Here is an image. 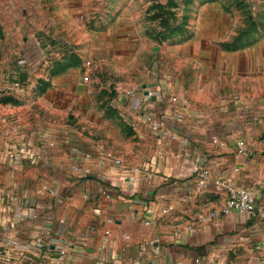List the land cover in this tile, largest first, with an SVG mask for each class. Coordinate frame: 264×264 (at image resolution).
I'll use <instances>...</instances> for the list:
<instances>
[{"label": "rangeland", "instance_id": "obj_1", "mask_svg": "<svg viewBox=\"0 0 264 264\" xmlns=\"http://www.w3.org/2000/svg\"><path fill=\"white\" fill-rule=\"evenodd\" d=\"M149 83L216 133L264 119V0H0V101L26 110L49 99L52 128L72 130L71 147L147 161L157 138L126 107ZM2 139L0 152L11 144ZM13 241L0 235V264H101L75 250L60 263Z\"/></svg>", "mask_w": 264, "mask_h": 264}, {"label": "crops", "instance_id": "obj_2", "mask_svg": "<svg viewBox=\"0 0 264 264\" xmlns=\"http://www.w3.org/2000/svg\"><path fill=\"white\" fill-rule=\"evenodd\" d=\"M159 89L153 83L143 86L151 95L145 110L156 113L178 138L156 136L161 156H156V151L139 164L154 162L155 176L152 180L141 178L134 186L123 180V172L111 162L98 166V161L110 153L101 155L98 148H83L81 144L71 147L68 137L73 131L52 128V115L57 113L45 110L52 105L49 99L42 97L32 107L27 104L26 110L24 104L17 107L12 100H1L0 138L16 144V131L29 133L30 129L35 134L47 133L55 146L47 150L37 166L19 161L15 178L8 171L10 167L0 162V168L5 169L0 182L15 190L0 200V235L20 243V251L30 243L34 249L39 242H55L70 250L87 252L100 262L264 264V224L256 221L247 227L244 217L232 213L188 230L200 216L220 212L225 204V196L215 194L211 188L202 192L195 189L196 166L203 156L209 158L212 178L232 174L238 186L252 190L264 204V126L250 135L241 127L245 118H238L233 126L216 133L215 125L203 123L188 109H178ZM127 103L126 111L141 119L143 108L138 99ZM180 111L184 117L177 121L175 116ZM11 120L17 124L14 133L6 130ZM213 136H218L222 144L213 142ZM240 138L250 145L247 158L238 155L236 142ZM77 163L87 175L83 179L72 178L71 168ZM109 219L115 224H108ZM145 219L152 224L146 225ZM111 227L120 240L119 247L102 253L101 236Z\"/></svg>", "mask_w": 264, "mask_h": 264}, {"label": "built area", "instance_id": "obj_3", "mask_svg": "<svg viewBox=\"0 0 264 264\" xmlns=\"http://www.w3.org/2000/svg\"><path fill=\"white\" fill-rule=\"evenodd\" d=\"M10 88L14 90L21 89V82L19 81H10ZM9 86V84L7 85ZM130 99H138L139 104H141L143 111H141L142 120L149 128L150 132L159 138L169 137L172 140H177L178 136L175 133L168 131L166 124L159 118L156 113L152 111L145 110V107L151 103V95L146 92V90H134L128 93ZM183 113H176V120L181 121L183 119ZM129 119V118H127ZM246 121L243 122L241 127L244 132L252 135L257 132V130L264 126L263 119H257L255 117L245 118ZM15 130L13 131V133ZM15 139L19 140L16 144H10V146L0 153V162L11 167V177H17V166L19 161L25 162L30 166H37L40 164L41 157L47 152L48 149H52L55 146V143L47 133H33L27 131H20L19 129L14 134ZM264 139V136L261 137ZM211 140L215 143L220 144L222 140L218 136H213ZM222 144V143H221ZM236 147L238 150V155L247 158L250 155V145L248 141L244 138H240L236 142ZM162 150L158 149L156 156H161ZM109 162L112 163V166L120 169L123 172V180L129 184V186H134L137 181L141 178L152 180L155 176V170L152 168L154 162H150L149 165L141 166H129L122 159L116 158L110 154L105 155L98 161L99 167L106 166ZM196 181L195 189L199 192L208 190L211 188L215 194L225 196V204L220 212H212L210 214L200 216L196 221L195 225L189 226L188 230L191 231L196 227L203 226L212 220L220 216H229L232 213L238 214L246 219V226L255 225L257 220H264V204L261 203L255 193L243 186H238L235 182L234 176L232 174L217 176L212 178L211 168L209 166V158L203 156L198 161L196 166ZM238 169H235L234 172H238ZM72 178L83 179L87 175L84 173V169L80 163L74 164L71 168ZM50 194L54 195L55 191L53 189L44 187ZM11 188L0 186V200L12 194ZM109 193L106 191L104 195L109 198ZM166 213L167 211H163ZM108 224L111 226L115 224L114 220L109 219ZM146 225H151V220H144ZM129 239V236L125 237ZM15 245H20L17 241L12 242ZM120 240L114 235L113 228H107L103 231L100 242V250L102 253L110 249H118ZM28 247H25L24 250H29L32 248L31 243L27 244ZM34 247L38 250H44L45 254L57 253L58 261L62 263L70 252V248L66 246H59V244L54 243H43L39 242ZM113 262V261H112ZM103 264V262H100ZM119 264V263H115ZM177 264H186L185 262H178ZM223 264V263H222Z\"/></svg>", "mask_w": 264, "mask_h": 264}]
</instances>
